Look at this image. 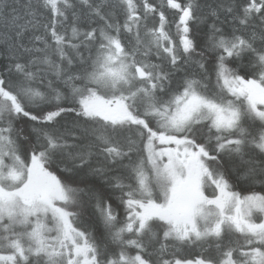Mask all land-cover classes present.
Returning a JSON list of instances; mask_svg holds the SVG:
<instances>
[{
    "label": "snow or ice",
    "instance_id": "obj_1",
    "mask_svg": "<svg viewBox=\"0 0 264 264\" xmlns=\"http://www.w3.org/2000/svg\"><path fill=\"white\" fill-rule=\"evenodd\" d=\"M0 264H264V0H0Z\"/></svg>",
    "mask_w": 264,
    "mask_h": 264
},
{
    "label": "trees",
    "instance_id": "obj_2",
    "mask_svg": "<svg viewBox=\"0 0 264 264\" xmlns=\"http://www.w3.org/2000/svg\"><path fill=\"white\" fill-rule=\"evenodd\" d=\"M259 187V185H257V188Z\"/></svg>",
    "mask_w": 264,
    "mask_h": 264
}]
</instances>
